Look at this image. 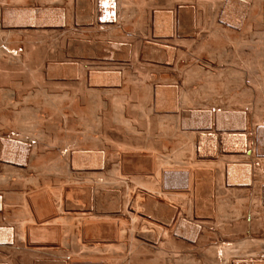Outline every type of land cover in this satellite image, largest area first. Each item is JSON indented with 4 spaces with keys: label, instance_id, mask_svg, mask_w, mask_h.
I'll return each instance as SVG.
<instances>
[{
    "label": "rangeland",
    "instance_id": "1",
    "mask_svg": "<svg viewBox=\"0 0 264 264\" xmlns=\"http://www.w3.org/2000/svg\"><path fill=\"white\" fill-rule=\"evenodd\" d=\"M37 1H34L33 3H35L36 5H38L40 0L38 2ZM41 1H42L41 2L42 3V6L45 5L44 7H46V8L49 7V6H51L49 8H52V9L54 8L56 10L59 8L58 10L63 11V13H65L66 16L68 15V17H70V21L73 20L72 21V24H71V27H72L71 29L66 28L65 30H63L65 32L62 31V32L56 33V34L61 33V35L60 34L59 35L62 36V37H59V35L53 34V35H51L52 36V39L50 37L45 38V40L47 42H50V43L52 41H56L57 39H59V40L56 41L58 43H55V42L54 43L55 44H59L60 42L62 43V44L60 43L59 45H62L63 52H64V54H66V56H63V57L64 58L66 57L65 59L68 60V61H70V63H65L66 66L65 65H63V67L60 66L59 67L60 70L59 69H57V71L55 70V72H58V73L60 72L59 74L57 73L58 76H57V74L54 71L49 70V71L53 72V73L50 72V74H52L50 77H49V71H46V73L43 74L44 76L41 75V77H40V75H37L38 73L36 71L35 72L37 74H35V72H32V73L31 72H27L24 69H20V68H19V70H15L13 67L17 68V66L15 64H13L12 61L10 62V59L8 58L11 55L8 56V53H6L8 57L7 56H6L7 58L4 57L3 53L6 52L4 50V52L1 54V56L3 58L0 56L1 57L0 59H3L4 61L6 60V61H5V64H2V63H4V61L3 60H0V62L2 61L0 63V65H1L0 67L7 66L8 68L7 67H5L3 69L1 68L0 69V76H1V73L2 72L7 71V72H4L5 74L2 73V76L4 75L3 76L4 78L6 76H8V77H6L5 79H3V77L1 76V79H0V86H1L0 87V89H1V91H0V95H1L0 101H1V103H4V104H1V103L0 104H1V107H3L2 105L7 104V107L4 106L7 109V111H6V109L2 108L3 112H1L2 110L0 108V127H1L0 130L2 131V134L1 135H6V133L9 130V132H11L9 134H11L12 137L18 138V135H20V136L22 135L21 133L18 134L19 131H20V130H18V125H20V124L17 123L19 119L21 121V118H23V117L26 118V119H23L21 121V122H23V124L26 123L25 124L26 126H27V124H30V125L31 124H35V120L37 121V119L38 120L41 119L40 121H37V122L39 124L42 121L41 123H43V125L41 123L39 125L36 123V126L38 128L36 126H35L36 128H33L34 125L33 126L32 125L31 126L29 125L28 127L32 128L34 130L36 129L35 130V133H34L33 130H31V134L32 135H33V133L35 134L34 137L36 135H43V136L45 135L44 138L42 136H39V137L43 138L44 140L43 139L41 140L40 138H37V136H36V138H34V140L35 139H37V140H35V141L33 140L34 142L33 141L32 142H33V145H34V143H36L35 145L41 144L40 146L42 148H38L39 147L38 145H37V147L35 146V148L38 151V154L43 153L44 155L42 154L43 155L42 157H45V155H46L45 160L43 161L44 158L42 159V163L45 164V166H46L45 168L43 167V170L44 169L46 170V168H47L48 165L50 167L48 166V170H47L48 172L47 171H44L45 174L41 170L42 168H40L41 172H39V169H38V171H36V173L33 172V174H32V171L37 170V168L36 169H31V170H29V172L27 171V172H24V173L23 172L13 173L15 171H11V169H9V168H4V167H1L0 166L2 168V169L0 168V177H2L1 179H3L5 177L4 179H6L5 181H7V182H2V181H4V179L2 181H0V185H1V183H5V184H2L0 186V191H2V190L7 191L8 190V193L10 195H21L22 194V196H23V194L26 192V191H24L25 189H27V192L28 191H30V192L31 191L32 192L33 191L36 192V191H41V189H42L41 186L44 187L46 185H47V188H48V185H49V189H50L51 192H52L51 189H53V188L56 189V190H53V193L52 194L54 196H60V198H62L63 205H64V207H66L65 209L63 208V212L65 213L66 216H68V218H70V219L67 220V222H66V220H62V221L60 220L61 225L63 223H65V225L67 227H68V225H70V228H66V229H68L67 232H66V239H65L64 243H62V245H65V247H66V245H68V246H67V248H65L64 246L61 245L60 248L61 247L62 248L61 249L58 248L59 252L57 254L59 256L56 255L57 257L55 256V254H53L51 252V253H49V255H44V254L41 253L40 255H42V256L44 255V256L41 257L39 255L40 258L37 257L38 255L37 256L35 255L36 257H34V255L24 254L21 251H18L17 253L16 252H12V251H14V249L10 250L12 252V254H11V252L9 250L0 248V264H7V262H8V264H10V263L11 264H30L29 263L30 260L32 262L31 264H42V262L44 264L45 263L46 264H48V263L49 264H58L57 262H60V259H62V260L64 259V260H67V261H70V262H74V260L75 261L78 260L77 262H79V264H80V262L81 263L88 262L89 264H93L94 262H95L94 264H97L98 262L99 263L100 262H107V264L108 263L110 264V262H108L107 260L111 261V264H117V263H119V264H147L148 262L150 264H162V263L163 264H174L173 262H175V264H178L179 263V259H177V258L184 259V256L179 257V256H181V254L179 253V251L178 250L175 251V249H172V247H170L172 251L169 250L170 248L168 250L166 248V250L164 251L167 255L169 254L168 256L167 255H165V257L162 256L163 258L162 257L159 258V257L156 256L157 259H156L155 255H154V253H150L149 252V249L148 248L146 249L147 251L145 250V253L144 252L143 253L141 252V251H144V246L141 245V243H142L141 240H142L143 237L137 234V230L139 228L138 221L137 220H134V218L131 216V215H133L132 214V211H128L127 212V209L130 210L132 208V206L133 207L135 206L134 204L136 203V201L133 198L136 199L137 196H135L134 193L136 194L137 191H141V192H143V191L144 192L150 191V192H152V190H154V188H156L155 186H157V188L159 189V183H158L159 177H156V175H155V173H157V172H155V170L157 171L156 166L158 164H162V162H163V163H165V165H168V166H166V168H164L165 170H167V168L170 166L169 167L170 169H171V167H172V169H174V168H181L180 171L187 170L190 173L193 172V170H194L195 172H201L202 174L205 175L206 173H210V174H214L215 173L216 174L217 172H225L224 169H226L227 165L230 162L234 161V162H236L235 164H237L238 166H240V165H241V167L242 166H247V167L249 166L252 169V172L253 173L255 172L254 174L253 173L252 174L257 179L260 177V184L259 183L257 184L255 194H254V192H252V194H254V196H256V197H258V195H259V197H263L264 196V182H262V175L264 173V154H262L260 151L255 150V152L252 154V157H248V156L239 157L238 155H236V151H234V150L232 151L230 149H223L220 146L221 143L219 142V140H213L210 137H205V136L211 135L213 133H216L214 131L215 130L214 128H212L211 131L209 130V131L202 132V134H198V135H201V137L196 142V146H194V145H192V142H190V140L188 138H185L184 137V135L180 132V128H178V126H180V124H181V120H183L185 118H186L185 119L186 120L185 122L188 124L191 121V118L193 117V113H194V115H196V113L199 114V115H203V114H205L206 111H208L209 109L211 110L213 107H217L218 111H224V110H226L227 109V103H232L235 100V97H234L233 94L234 93L236 94V92H234V90H230L227 93V91L225 92V91H223L222 88H219V89H216V90L211 91V93H207L206 95H200V94H198V95H196V99H193V100H196V101L191 100L193 98V96L190 99V95L188 93H184V96L186 98V101L189 100L188 103H185V105L183 104L184 107L183 106L181 107V105H180L179 106V108L181 107L180 109H177L176 112L170 113V112H165L161 108H160V110L159 109L158 110H155L154 105H153V102H152L153 100L150 99V97L146 94V90L144 88V86L148 85L149 83H150V85L153 84V85H157V86H159V84H166V83L172 84L173 83L174 86H177L178 87L177 89H180L179 88V85L180 84H178L177 78H179L180 75H181L180 77H184V75H186V74L187 75H190L189 71H187L188 69H187V67H186L185 64L188 62V57H191V55H193L195 53V50H196V53H195L196 56L197 57L200 56L201 60L203 61V62H201V61L200 62H197L198 67H200V69H202L203 71L206 70L205 69V66H204V62H207V61H209L210 64H212L214 66L217 64V62H219L220 60H224V59L225 60L226 59H231L234 62L236 61L235 55H231L230 54L233 49L230 52H227V54L229 55V58L225 57L224 54L220 53V51L221 50L223 51V49H226V48H229L230 49V47H229L230 44H227V42L224 39H222V40L219 39V38H210L209 39L210 32L207 33L208 30L210 31V29H211V25H210L209 19H208V17L210 18V15L208 16V14L214 13V10H216L215 5L218 4V2L220 0H206L208 2H206L205 0H203V1L200 0L199 1V3L200 2L201 3L203 2L202 4H204L205 2L211 4V8H209V9L207 8V10H206L207 17H204V15H203V13H204L203 12V9L202 10L198 9V10H200V14L202 12L203 13L199 16L198 24H196V27L198 26L197 27V30L201 27L198 30L199 32H201L199 34V36H198L199 39H201L202 41H205V42H208V40L210 41V42H208L209 44L207 43V44L204 45V46L207 45V47L198 46L197 43L195 44L190 39L187 40V41L186 40L179 41V39H177L175 41V37H174V39L172 41H171V39L170 40H163L162 41L160 39L154 38L153 31H149L152 28V26L150 27V25L152 23V18H153L152 15H151L152 16V18H151L150 14L154 12L152 9L157 8V9H160V10L163 9L165 11L164 8H166L167 6H169V4L170 5L173 4L171 0L170 1L169 0H133L132 3H134V5H136L138 3L137 4V6H139L138 9H141V10L135 11V13L132 14L134 16L131 15L130 17L128 15L124 16L125 13L123 12V10L125 9V7L127 6V5L125 6L123 4H125L127 2V0L124 3H122L123 0L122 1L121 0H118L117 1V2H119L118 3V6L116 4L117 2L116 3L114 2L115 0H109V1L102 0L104 2L103 4L105 6L102 4V1L98 0L99 3L101 2L100 5H103V7H104L103 9L100 8L102 6L98 5L99 4L98 1L95 2L96 0H88V4H86L87 1L85 2V0H84V2H83V0H82V2H81V0H58V1L57 0H44V1L41 0ZM67 1H69L70 3L71 2H73V3L68 4L69 2H67ZM106 1L107 2H110L111 1V3L112 2L113 3L112 4L111 3H107ZM165 1L168 3L166 6H164L165 3H166ZM10 2L11 3L13 2V3L11 4ZM50 2L52 3V5H51ZM94 2L96 4H94ZM105 2H106V4H105ZM16 3H18V2H16L15 0H11V1H9V0H0V5H1L0 8H2V9H0V12L2 13V10H3L4 7L6 9L8 7H10L9 5H11L12 9H15L16 7L17 8L22 7L20 5V3H23V2H19L18 4H16ZM78 3L79 4L81 3L82 6H80L81 4L79 5ZM83 3H85V4H83ZM194 3H196V0L192 4H194ZM2 4L4 6H2ZM108 4L110 5L109 6V9H110V12L111 13L109 11H106V9L108 10V8L106 6ZM119 4L120 5H123L124 9L123 8L121 9L120 8L121 6ZM15 5H16V7H15ZM46 5H49V6H46ZM87 5L90 6L89 8H91V5H93V6L89 10V8H88ZM78 6H80V7H78ZM142 6L145 7L147 10H149V12L147 10H145V8L144 9L141 8ZM153 6H155V7L152 8ZM68 7H69V9H68ZM97 7L100 8L99 11H98V8ZM105 7H106V9H105ZM10 8H8V9H10ZM94 8H96L97 10L94 9ZM92 9L94 11H96L97 14L92 15L91 14V10ZM166 9H169V8H166ZM102 10H104L103 12H105V13H103V12L101 13ZM94 11H93V14L95 13ZM125 12H126V10H125ZM136 12H137V14H136ZM66 13H68V14H66ZM87 13H88V16H87ZM99 13H100V15H101L102 18L100 16L97 17V15H99ZM108 13H110L112 15V17ZM147 13H150V14H147ZM102 14H103V16H102ZM108 15L110 16V18H109ZM119 15H122V16H119ZM137 15H139V17ZM89 16H91V18H89ZM95 16H96V19L97 18H100V19H98V21L96 23L99 22L101 24H97V25H101V26L102 25H105L103 27H105L106 29L104 28L103 31H97L98 28H95V27L92 26L93 23L96 24L95 23V20H96L95 19ZM136 17H138V19ZM0 18H1V15H0ZM76 18H77V20H76ZM139 18L141 20V23H140ZM80 19H81V21H80ZM112 19H115V20L113 21ZM137 20H139V21H137ZM206 20H207V22H206ZM87 21H88V23H87ZM115 21L117 22L116 24H115ZM138 22H139V25H138ZM83 23H85V24H83ZM134 23L138 27H136V26L133 27L135 25ZM90 24H91V26H90ZM111 25H112L113 28L111 27ZM108 27H110V28H108ZM139 27H141V29H143V30L145 28V30L142 31L141 29H139ZM206 27H207V29H206ZM76 28H79V29H76ZM116 29H118L119 31L116 30ZM122 29L125 30V31H127L128 29H131V30H129V32L128 31L125 32ZM133 29H134V31H136L135 33L132 32ZM120 31H121V33H120ZM144 32H145V34H144ZM180 32L179 31L177 32L176 37L177 36L178 37H181L182 36V33H180ZM125 33L131 34V35L133 34L130 37V39L132 41H130V39H128L127 37H125ZM90 34H92V35H90ZM119 34H120V36H119ZM55 35H56V37H55ZM70 35H72V36H70ZM86 35H88V36H86ZM96 35H97V37H95ZM134 35H137V37L134 36ZM138 36L141 37V38H138ZM12 37L13 36H11L10 39ZM6 38H8V40H9V37L8 36ZM6 38L4 39V36L0 35V42H2L1 40L4 41V42L1 43L3 45L0 46V47H2V50L4 49L3 46L5 45L6 42L9 43L11 40H13V38H12L10 41H7ZM121 38H123V39H121ZM133 38L136 39V40H134ZM126 39L128 40V42H126L127 41ZM144 39H146V40H144ZM139 40H142L141 43H140ZM119 41H121V42H119ZM133 41H135V42L136 41H139V42H136L135 43ZM157 41L158 42L160 41V42L158 43ZM142 42L143 43L145 42V44L142 45ZM8 43H7V45L5 47L11 48V45L10 44L11 43H15V42L14 41L13 42L11 41L10 44H8ZM132 43H134V44H132ZM138 43H140V44H138ZM15 44H13L12 47L15 46L14 48H17L18 47V44H16V45ZM52 44H53V42H52ZM128 44H130V45L128 46ZM111 45H112V47H111ZM120 45H122V46H120ZM125 45L128 47V50L126 49L127 47ZM20 46H21V44H20ZM115 47L117 48V51H114V50H116ZM196 48H198V49H196ZM124 50H127L129 53H127ZM218 53L220 54V57H219ZM101 55H105L104 57H108L109 59L110 58L112 59V62H108V67H109V69L111 71L108 69V67H106V68L108 69V73H111V74L113 73V75H112L113 78L118 77V82L117 81L115 83L109 82L110 85H108V86H103L102 85L103 88H101L102 86H100L99 88H95V90L98 91V92H95V91L92 92V93H95L93 95L91 92H88V90L86 91V87L84 85V82H82V79L81 78L78 79V78H74L73 76L78 73V72H76L77 69L79 70V73L78 74H80V72H82L81 70H83V68H82V65L83 64L86 65V66L93 65V67L95 66L94 68H96V70L101 69V68L103 69V67L97 66V65L102 64L99 61L100 59L103 58V56L101 57ZM114 57H115V59H114ZM248 57L247 58L245 57V59L248 60L250 57L253 58V56H250L249 58ZM258 58L261 59L260 57H258ZM7 60H9V61H7ZM246 60L243 59L242 61L245 62ZM262 60H263V58H262ZM251 61H253V59ZM9 62H10V64H9ZM174 62H175V64H174ZM238 62H236V63L239 64ZM6 63H8V64H6ZM249 63H252V62H248V64ZM254 63L257 64V67H260L263 70L262 69L260 70V68H257V67H253V66H251V67H253V69L255 68L257 70L259 69V71H261L260 73H262V71H264V66H262V65H264L263 64L264 61H263V63H261V60H258L256 58L255 61H254ZM258 63H260V64H258ZM256 64H254V66H256ZM164 65L170 66L171 69L168 70L169 67L164 66ZM177 66H179V67H177ZM97 67H98V69H97ZM113 67H115V68H113ZM12 68L14 69V71L11 70ZM106 68H104V69H106ZM158 68H160V69H158ZM175 68H177V69L182 68V70L185 69L184 70L185 72L183 71L184 74L181 73L182 72L181 69L178 70V72L179 71H181V72H179V73L177 72L178 74L175 73L177 71V69H175ZM2 70H4V71H2ZM171 70L174 71V72H171ZM64 71H65V73H64ZM186 71H187V73H186ZM199 72H197V75L198 76H201L204 73L202 71H199ZM27 73H30V74H27ZM54 73L56 74L55 76H54ZM165 73H167V74H165ZM174 73L176 75H174ZM263 74H264V72H263ZM27 75L28 76L30 75V76L28 77ZM71 76H72V78H71ZM12 77H13V79L11 80ZM54 77L57 80H55ZM62 77H65V78H62ZM165 77H166V79H165ZM168 77H170V78L167 81V78ZM39 78H41V79H39ZM42 79H44V80H42ZM37 80L38 81L41 80V82L42 83H45V84H41V82L38 83ZM49 80H50V82H49ZM71 80L72 81L74 80V81L72 82ZM164 80H166L167 82L164 81ZM110 81H112V80H110ZM1 82L5 83V86H4L3 83L1 84ZM159 82H161V83H159ZM10 83L13 84V85H11ZM25 83L28 84V85H30V87L26 86ZM35 83L36 84L38 83V84L35 85ZM6 84L8 85V87L6 86ZM17 84L21 85L22 87H24V84H25V87L22 88V89H20L21 92L17 89L19 87V85H17ZM40 84L43 85V86H41ZM111 84L113 85L112 87H111ZM143 84H144V86H143ZM14 85L17 88L15 87V89H14L13 88ZM52 85L53 86L56 85L55 87H57V88L53 87ZM26 87L29 88V89H27L28 90L27 92H25L26 91ZM104 87H105V89L108 92H106V90L104 89ZM36 88L37 89L40 88L39 90L41 92L39 90H37V93H39V95L41 94L40 96H44L46 94L45 97L42 98V97L38 96L37 93L34 94V92L30 91V90H35ZM44 88H46V91H45ZM101 89H103L104 91L101 90ZM99 90L102 91V92H100ZM88 93H90V94H88ZM76 94H78V95H76ZM262 94H264V92L262 93V91H261V94H259V95L263 96ZM36 95L38 96V98L36 97ZM50 95H53L52 97H54L55 100L52 99V97H50ZM95 95L98 96V98H96ZM104 95H106V96H104ZM31 96H34L37 100L35 101V98L34 97H31ZM55 96H56V98H55ZM61 96H63V98ZM86 96H87V98H86ZM89 96H91V97H89ZM255 96L256 95L252 96V99H251L252 101H254V99L256 100ZM25 97H26V99H25ZM59 97H60V99H59ZM76 98H78V99H76ZM213 98L216 101L213 100ZM262 98H264V96ZM40 99H41V101H40ZM46 99H48V101ZM68 99H69L70 102L68 101ZM71 99H72V101H71ZM90 99H92V101ZM96 99H98V101H96ZM17 100L20 103H18ZM32 100L35 101V102H33ZM38 100H39L40 103L41 102L42 103L40 104L38 102ZM42 100H44V101H42ZM49 100H51V103H49L50 102ZM53 100H54V102L52 103ZM56 100L57 101L59 100L60 103L57 102ZM60 100H62V101H60ZM64 100H66V102ZM87 100L89 101V103H87L88 102ZM262 100L263 101L261 102V104L263 105L264 99H262ZM14 101H15V103H13ZM55 101L57 102V104L55 103ZM94 101L96 102V107H95V102ZM247 101H248V99H247ZM7 102L10 105H8ZM16 102L19 104V106L14 105V104H17ZM36 102H38L37 104L40 105L38 107L39 111H38L37 108L34 107L35 106L34 104ZM44 102L47 105L48 104L49 105L47 106ZM32 103H33V105H32ZM77 103H78V106H77ZM258 103L259 104H257V105H260V102H258ZM89 104H91V106H93L94 108L91 107V106H89ZM245 105H247V104H245ZM24 106H26V109H25ZM32 106L34 107V110H33ZM42 106H43V108H42ZM21 107L24 108V109H22ZM30 107H31V109H30ZM9 108L12 111H10ZM96 108H98V110ZM19 109L20 110L21 109L23 110V112H21V114H20V110ZM48 110H51L52 112H50ZM82 111H83V113H82ZM98 111L100 112V114H99ZM102 111H104V112H102ZM44 112H45V114H44ZM85 112H86V114H85ZM87 112H89V113H87ZM15 113L16 114H19L21 116L18 115V118H16L17 115ZM23 113H24V115H23ZM46 113H48V114H46ZM81 113H82V115H81ZM90 114L93 115V116L95 115L94 116L95 119L92 118L93 116H90ZM22 115H23V117H22ZM27 115H29V117ZM46 116H47L48 119L46 118ZM5 117H8V118L5 120ZM183 117H185V118H183ZM29 118H30V120L32 118L35 119V120L32 119V121H30ZM168 118H170V119H168ZM12 119H13L14 122H15V120L18 119L17 122H16L18 125L15 123L17 125V128L14 127V125H15L14 122H11ZM79 120H81L82 122L79 121ZM254 120H256V119H254ZM2 121L5 124H3ZM29 121L32 122V123H28ZM77 123H78V125H77ZM7 124H8V128L9 129L7 128ZM12 124H14V125H12ZM102 124H103V126H102ZM171 125H173L174 127H177V128H174ZM3 126L7 129V131H5V134H4V129L5 128ZM205 127L206 126L200 127L199 129L200 130H207V128H205ZM15 128L18 130L16 133H14L15 132V130H14ZM39 128H41V129H39ZM10 129H11V131H10ZM170 129H172V131ZM250 129H251L250 124L248 126H245V133H244L245 138L248 137L247 134L250 131ZM12 130H13V132H12ZM41 130H42V132H41ZM58 130H59L60 133H58ZM175 130H177V131H175ZM37 131L40 132V133H43V134H40V133L38 134ZM45 131L46 132L49 131V132L46 134ZM173 131H175V132L173 133ZM67 132H69V133H67ZM190 132H192V130L186 131L185 134H188ZM193 133H196V132H193ZM207 133H211V134H207ZM13 134H14V136H13ZM178 134H180V135L178 136ZM46 135H48V136H46ZM20 138H24L23 135ZM54 138H56L58 140H56ZM24 139H26L27 141H31V140H29L30 139L29 136L26 137V135H25V138ZM227 139H228V141H231L233 143V138H227ZM38 140H39V143H37ZM41 141H42V143L44 145L41 143ZM32 142H29V144H32ZM94 145H96V146H94ZM93 146L96 149L95 148L92 149ZM53 147H54V149H53ZM78 148H81L82 151L84 149V151H91V152L93 151L94 153H97V154H100L101 153L102 156H103V158H104V166L101 169L94 168L95 170L93 169L92 170L93 172L91 170H88V169H86V170H88V172L85 169H82V170H79V171H71L69 169V163L68 162L71 161V159H72L71 156H73V154H76V153H78V152L81 151V149L79 151ZM39 149H41L42 152ZM114 150L116 152H119V154H117ZM56 152L59 153V154H57ZM157 152H158V154H157ZM68 154H69V156H68ZM65 156H66V158H65ZM42 157H41V155L38 156L39 159L42 158ZM48 158H50V159H48ZM123 158H124V160H123ZM17 159H19V158H17ZM62 159H64V160H62ZM3 160H5L6 162L11 163V164L13 162L18 163V164H21L18 161H10V160H7L5 158ZM49 160L52 162V164L50 163ZM60 161H62V162H60ZM160 161H161V163H160ZM39 162H40V166L39 167H41V165H42L41 164V161L39 160ZM45 162H47L48 164H46ZM56 163H58V164L60 163L61 164V165L59 164L61 166V168L59 167L58 164H57L58 166H56V167H58V169H57L58 171H56V168L55 169L53 168V167H55ZM62 163L64 164V167H63V164ZM37 164H39V163L37 162ZM65 164L67 166H65ZM106 164H108V165L105 167ZM51 165H54V166H51ZM51 167L54 170V172L51 169ZM65 167H66V169H64ZM159 167H161V168H159L160 170H158V173L163 171L162 169L164 167V164L162 166L160 165ZM49 168H50V170H49ZM104 168H105V170H104ZM154 168H156V169H154ZM67 170H69L70 172L67 171ZM3 171H8V173L6 172L8 176ZM57 172H59V173H57ZM70 173H71V175H70ZM92 174H93V176H92ZM86 176L88 178H92V179H88ZM84 177H86V179ZM42 179L45 181V184H44V181ZM68 181H70V182H68ZM90 181H91V183H90ZM95 181L98 182V183H96ZM32 182H35V183H32ZM71 183H73L74 185L71 184ZM79 183L80 184L82 183V184L80 185ZM77 186H79V187H77ZM93 186H95V187H93ZM5 187H6V189H5ZM35 187H37V190H36ZM80 187L83 188V189H81L82 191L79 190ZM47 188H43V190L44 189H47ZM71 188H74V189H71ZM85 188H87V190H84ZM61 189H62V191H61ZM88 189H93V195L94 196L97 195V197H96V204L94 203V205H92L91 209L93 208V213L92 212L91 213L94 214V215H96L97 217L98 216L100 217L101 215H103L104 217H106V215H107V217H106V220L108 221L107 223H109L111 221L110 223H111V225L113 227L109 223L108 225L111 227V230H109L110 227L108 225H105V227L106 226L108 227V228L106 227V229L109 232H107V230H105V227H104L101 230L100 234H98L100 236L96 235V238H98L100 241L99 240L97 241V239L94 240V238H95L94 237L92 240H89L87 242L85 241L86 242L85 243V242H83L84 240H81L80 235L77 234L78 232H74V231L75 230L76 231L81 230V228H80L81 227L80 226L81 224L80 223H82L83 221H82V217H81L80 214H85V215H86V213L89 214V212H87L88 210H86V209H89V208H86V205L89 204V200H87L88 198H85V196L86 197H90L92 195V192H91V190H88ZM70 190L72 191L71 193H69ZM83 191L84 192L86 191L85 192L86 195L83 194ZM175 191L177 192L179 190H175ZM12 192H15V193H12ZM54 192H55V194H54ZM97 192H99V196H98V193ZM104 192H105V194L107 193L106 194L107 197L105 196ZM226 192L224 191V194L221 197H225L224 198V201L227 202L226 205L229 204L232 207H234L236 205L237 206L239 205V204L234 203V199L236 200L237 195H238V198L239 199L242 198L241 201H243L244 199H247L248 198L246 192H240V191L239 192L238 191H226ZM66 193H68L70 195H68ZM73 193H74V195H73ZM226 195H227V197H226ZM245 195H246L247 198H245ZM71 196H73V197H71ZM103 196H105V197H103ZM83 198H85V199H83ZM177 199L179 201H183L184 203H187V199H185V198H182V199L177 198ZM104 200H106V201H104ZM222 200H223V198H222ZM99 201H101V202H99ZM188 201H189V199H188ZM224 201H222V202L224 203ZM17 202L21 203L20 201H17ZM196 202L197 203H201L199 199H197ZM247 202H248V200L247 201L245 200V201L241 202V204L238 206V208H240V206L243 204L242 205L243 206L242 209L241 208H240L241 210L238 209L243 214L240 213L241 214V215L239 214L240 215V218H239V215H238V218L239 219L237 218L238 220L235 221V225L237 223H239L240 221H242L243 223L240 222L239 225H241V226H239V227H242L243 226L244 230H242L243 228H238L237 227L238 225H236L235 226L236 229L238 228V229H241V230L240 231L239 230H236L235 227H234V232L235 233L233 231H230V234H229V232L227 234L228 235H231V232H232V235L233 236H229L230 237L229 239H231V237H234L235 238V239L232 240L233 241V244H234V241L236 242L237 238L240 239V240L243 239V238H248V240H246V243L244 241L245 239L243 240L244 241L243 243L244 244H248V243L250 244V242H251L252 245L255 246V247H253L251 244H250L251 246H248L249 244L248 245H244V244H242L240 242V240H237V243H235V244H237L238 247L235 248L236 245L235 244H234L235 246L233 245V248L235 250H233V248H232V250H233L232 255L238 253L237 255H235V258L238 257L237 259L247 260V259L250 258V260H251V259H254V258L255 259L256 258H259V259H262L263 262H264V257H263V255H264V241H263L264 240V238H263L264 237V228H262L264 226V200L262 198V202H261L262 203V205H261L262 206V209H261V212H255L254 211V214H256V213H259V214H258V218L253 217L254 218L253 220H256L257 219L256 222H258V220H259L260 223L258 222L256 224V222L252 220L254 224L251 223V226L249 227V228L252 229V230L249 229L250 232L252 233L250 236L246 235V233L244 232L246 230L245 229L246 227H244V226H246L245 225L246 223L244 224V222H245L244 221V218H241L242 215L245 217V212L247 210H244V209H246L245 207L247 205ZM105 203H108V204H105ZM114 203H119L120 208L123 209L122 212L125 211V209H126V213H129L130 214V217L128 215H126L127 216L126 218L125 217H122V218H119L117 220H115L114 218H112V215H110L108 217V214H111L110 213L111 212L110 208H112V207L115 206ZM253 203L256 204V200H254ZM21 204H18L17 203L18 206L15 204V205H11V207L9 206V208H8V206L7 207L5 206L6 209L9 211V213L4 208V211L1 213L2 216L0 215V218H2V219H0L1 220L0 221L1 223L0 224L2 225V223H3V226H5V227L6 226H9V227L15 229L16 226H14L15 224L13 222H16L17 220H15V219H18V218H16V217H15V219L11 218V217H14V215H12L13 212L11 213L10 212V209L12 207H14V208H16L15 210L18 213L17 210H19L21 208V206L23 207V205H21ZM234 204H236V205H234ZM106 205H108V207ZM226 205H225L224 208L228 212L229 211L228 208L230 206L228 205V208H226L227 207ZM18 207H19V209H18ZM68 207H69V213H67ZM98 207H100V209ZM106 207H107V209H106ZM232 207L230 208L231 210H232ZM14 208H13V210H14ZM103 209H104V211H103ZM255 209L256 208H254V209L252 208V210H255ZM65 210H67V211H65ZM99 210L102 212L101 215L99 214V212H100ZM5 211L7 212V215L10 214L9 217L8 216H3V215H6V214H4ZM19 211H21V210H19ZM71 211H72V213H71ZM74 211L78 212V214L80 216L76 215L77 213L75 214ZM257 211H258V209H257ZM16 212H14V213H16ZM21 212H19L20 215H22ZM186 212H187V209L184 212H182V213H184L183 216H185V218H190L191 217L193 220L200 221L202 223V225H204V223L206 224L208 222L211 223L212 226L215 225V224H213L214 219L213 218L209 219L207 216H204L202 214V210L194 211L197 214L196 216L193 215L192 213H188L187 214ZM182 213L180 214V212L178 211L177 216L178 215L181 216ZM200 213L202 215H199ZM61 214H62V209H61ZM187 215H188V217H187ZM189 215H191V216H189ZM103 216H101V217H103ZM4 217L7 218L8 220L5 219ZM18 217H19V215H18ZM63 217H61V219ZM71 218H72L73 221H71ZM77 218L78 219L79 218L81 219V220H79L80 222L78 220H76ZM179 218H181V217H179ZM2 220H4V221H2ZM130 220H132V221H130ZM6 221L8 222L7 224H6ZM11 221H13L12 222V225L10 224ZM68 221L70 222V224H69ZM75 221L79 222V224H80L79 226L80 227L77 225V222H75ZM72 222H74V223H72ZM4 224H6V225H4ZM16 224H18V223H16ZM255 224L257 226H259V229H258V227ZM75 225H77L78 227L76 228ZM121 225H123V226H121ZM131 225H132V229H131ZM252 226H253V228L254 227H256V228L253 229ZM74 227H75V229H73ZM121 227H123V228H121ZM69 229H72L74 231L73 232H72V230L69 231ZM116 229H117V231L118 230L120 231L121 229H123V231L121 230L122 232L121 233L119 232V234H122V233H123L122 235L125 234V237H123L124 240H123V238L120 239L122 241L119 240L120 243H119L118 239L121 238L122 235H119L120 236L119 237L118 236V232L116 231ZM255 229H257V230H255ZM235 230L238 231V232H236ZM253 230H254V232H253ZM68 231H69V233H72L73 235L72 234L67 235L68 234ZM102 231H106V232L104 233ZM110 231L113 232V233L111 234ZM79 233H80V231H79ZM107 233H110V235L107 234ZM105 234L108 235V237L105 236ZM114 234H115V236H114ZM75 235H79V236H75ZM197 235H198L197 238H200L201 235H204L203 227L197 231ZM73 236L77 237L76 240L73 239V238H75ZM111 236H112V239H114V240L110 239ZM127 236L130 237L129 238L130 240L128 239ZM107 238H108V240H107ZM253 238L254 239L256 238V242H255V240ZM257 238L258 239L260 238L261 241L260 240H257ZM102 239H105V240H102ZM77 240H79V241L76 242ZM127 240H128V242H126ZM93 241H94L95 244L93 243ZM96 241L99 244V248L97 247L98 244L96 243ZM102 241H103V243H102ZM107 241H109V242H107ZM258 241H260V242H258ZM99 242H101V243H99ZM105 242H106L107 246L109 244V246H108L109 248L108 247H106V248H107V250L110 249L108 251H110L109 253L111 254V257H110V255H108L109 254L108 251H106V249H103V248H105L104 246H106V244L104 245ZM110 242L112 244L114 243V245H112ZM254 242L255 243L258 242V245L257 244H254ZM69 243L71 244V246H70ZM79 243H80V245H79ZM89 243L91 244V248H90V244ZM117 243L120 244V247H119V244H117ZM238 243L239 244H242V245L239 246ZM92 244H94L96 247L94 245H92ZM128 244L129 245L131 244V245L129 246ZM259 244H260V246H259ZM77 245H79V247H81V249ZM84 245H86L85 248H83ZM102 245H103V247H102ZM127 245L129 246L128 249H127V247H128ZM68 247H69V249H68ZM239 247H240L241 250L238 249ZM247 247H249V248H247ZM64 248L67 251L66 250L64 251ZM124 248H125L126 251L127 250L128 251L126 252L124 250ZM79 249L82 250V252H79ZM92 249H94V250H92ZM95 249H99V250H97V252H96ZM68 250H70V251H68ZM61 251H62V253L64 252V254H61L60 253ZM88 251L89 252L92 251V252L88 253ZM93 251H95V252H93ZM235 251H236V253H235ZM75 252H76V255H75ZM77 252H79L80 254L77 253ZM135 253L137 254V256L139 254L142 257H140V256L136 257V254ZM50 254L51 255L53 254V255L51 256ZM228 254H230V252ZM243 254H245V255H243ZM46 256H48L50 258H48ZM53 256H54V258H53ZM88 256H90V257L88 258ZM112 256H114V257H112ZM151 256L154 257V262H156V260H157L158 263L157 262L156 263H153V261L151 262V260L153 259V257H151ZM85 257H87L86 258L87 261H86ZM116 257H118V258L121 257L122 260H121V258L118 259ZM124 257H126V258H124ZM127 257H129L128 260H127ZM45 258H47V259H45ZM74 258H77V260L74 259ZM79 258H81V260ZM232 258H234V256H232ZM95 259H97V260H95ZM125 259H126V261H123ZM44 261H46V262H44ZM3 262H5V263H3Z\"/></svg>",
    "mask_w": 264,
    "mask_h": 264
},
{
    "label": "bare ground",
    "instance_id": "2",
    "mask_svg": "<svg viewBox=\"0 0 264 264\" xmlns=\"http://www.w3.org/2000/svg\"><path fill=\"white\" fill-rule=\"evenodd\" d=\"M11 1V0H9ZM16 2H23V3H20V5L22 7H19L17 8L16 5H15V9H12L11 5H9L10 9H5L3 8L2 10V13L0 14L1 15V18H0V35L4 36V39L8 36L9 37V40L8 38H6L7 41H10L12 38L13 40H11L12 42L14 41L16 44H18V47L17 48H14L12 47L13 44L15 43H11L10 42H6L5 45L3 46L4 49L2 50V47H0V56L1 54L4 52V50L6 51L5 53H3L4 57L7 56L6 53H8V56L11 55L10 57H8L10 59V62L12 61L13 64H15L17 66V68L13 67L15 70H19L20 69H24L25 71L27 72H35V74L37 75H41L44 76L43 74L46 73V71H54L55 70L57 71V69H59L60 66L63 67V65H65V63H70V61L66 60L63 56H66V54H64L63 52V47L62 45H59V44H55V43H58L56 41H52L50 42H47L45 40V38L47 37H50L52 39V36L53 34H56L58 32H62L63 30H65L66 28L68 29H71V24H72V21H70V17H68V15L66 16L65 13H63V11H60V10H56V9H52V8H49L51 6L49 5H46V6H49V7H44L42 6V1L38 0L39 1V4L36 5L35 3H33L34 1H37V0H15ZM37 1V2H38ZM44 1V0H43ZM58 1V0H57ZM87 1V2H86ZM98 0H96L95 2H97ZM102 1V0H100ZM109 1V0H107ZM106 1V2H107ZM118 0H115L114 2L116 3ZM122 1V0H121ZM133 0H126L122 1V3L126 2L125 4L123 5H127L124 9L123 5H120L119 7L123 10V12L125 13L124 16L128 15L129 17L135 13V11H139L141 9H138L139 6L134 5V3H132ZM170 1V0H169ZM172 1V5L169 4V6H167L166 8H169V9H165V11L162 9H152L153 13H147V14H150L151 18H152V23L150 25V27L152 26V30L150 29L149 31H153V36L154 38H157V39H160V40H170L171 41L174 39L175 37V41L177 39H179V41H182V40H191L193 41L195 44L197 43L198 46H204L205 44H207L208 42H210L208 40V42H205V41H202L201 39H199V34L201 32H199L198 30L201 28H199L197 30V27H196V24H198V19H199V16L203 13L204 17H207V14H206V10L207 8H211V4L209 3H206L208 1H206L204 4H202L201 2L199 3L200 0H196V3L192 4L195 0H171ZM203 1V0H202ZM8 2V1H7ZM14 2V1H13ZM12 2V3H13ZM56 2V1H55ZM61 2V1H60ZM69 2V1H67ZM82 2V0H81ZM84 2V0H83ZM86 4H88V0H85ZM94 2V4H96ZM105 2V4H106ZM139 2V1H138ZM166 2V1H165ZM211 2V1H210ZM11 3V2H10ZM11 3V4H12ZM16 3V4H18ZM44 3V2H43ZM48 3V2H47ZM51 3V2H50ZM57 3V2H56ZM55 3V4H56ZM73 3V2H71ZM70 2L68 4H71ZM99 3V1H98ZM97 3V4H98ZM101 3V2H100ZM100 3L98 5H100ZM104 2L102 1V4ZM107 3H111L110 2H107ZM113 3V2H112ZM111 3V4H112ZM118 3L117 2V6H118ZM15 4V3H14ZM23 4V5H22ZM59 4V3H58ZM62 4V3H61ZM79 4V3H78ZM81 4V3H80ZM79 4V5H80ZM85 4V3H83ZM90 4V3H89ZM168 3L166 2L164 6H166ZM7 5V4H6ZM52 5V3H51ZM54 5V4H53ZM104 5V4H103ZM103 5H100L102 7H100L101 9H103ZM140 5V4H139ZM162 5V4H161ZM1 6V5H0ZM2 6H4L2 4ZM82 6V4L80 5ZM78 6V7H80ZM88 6V5H87ZM93 5H91V8H92ZM105 6V5H104ZM108 10L106 9V11H109L110 12V9H109V4L106 5ZM151 6V5H150ZM90 6H88L89 8ZM116 7V6H115ZM155 6H153L152 8H154ZM196 7V8H195ZM89 8V10L91 9ZM98 8V7H97ZM100 8H98V11L100 10ZM117 8V7H116ZM127 8V9H126ZM141 8H145V7H141ZM163 8V7H162ZM215 8L216 10H214V13H210L208 14V16L210 15V18L208 17L209 19V23L211 25V29L210 31L208 30L207 33L210 32V35H209V39L210 38H219V39H224L227 44H230V49L229 48H226V49H223V51L221 50L220 53L224 54L225 57L229 58V55L227 54V52H230L232 49V52L230 53L231 55H235L236 57V61H232L231 59H224V60H220L219 62H217V64L214 66L212 64H210L209 61L207 62H204V66H205V69L206 70H202L200 69V67H198L197 65V62H203L199 57L196 56V50H195V55H191V57H188V62L185 64L186 67H187V71H189L190 75H184V77H180L181 73L184 74V70L181 69V72L179 75V78H177V81H178V84L179 85V88L180 89H177L178 87L177 86H174V84H169V83H166V84H159V86L157 85H150V83L146 86H144L145 90H146V94L150 97V99H152L153 101V105H154V108L155 110H160L163 109L165 112H176L177 109H180L183 104L185 105V103H188L189 100L186 101V98L184 96V93H188L190 95V99L191 97L193 96V99H196V95L200 94V95H206L207 93H211V91L213 90H216V89H219V88H222L223 91H227V93L230 91V90H234V92H236V94L234 93V97H235V100L232 102V103H227V109L224 110V111H218L217 107H213L211 110L209 109L208 111L205 112V114L203 115H199L196 113V115H194L193 113V117L191 118V121L187 124L185 121V119L181 120V124L180 126H178V128H180V132L184 135L185 138H188L190 140V142H192V145L196 146V142L200 139L201 135H198V134H202V132H205V131H211L212 128H214L215 132L216 133H207V134H211V135H208V136H205V137H210L212 138L213 140H219V142L221 143V147L223 149H230V150H234L236 151V155H238L239 157H244V156H248V157H252V154L255 152V150L257 151H260L262 154H264V103L263 105L261 104V102L263 101L262 98L264 96V94H262L263 96L259 95L261 94V91L262 93L264 92V74L262 71V73H260L261 71H259V69H253V67H257V64L254 63L255 59L257 58L258 60H261V63H263L264 61V0H220L218 2V4L215 5ZM2 9V8H0ZM69 9V7H68ZM96 9V8H94ZM151 9V8H150ZM203 9V12L200 14V10ZM66 10V9H65ZM72 10V9H71ZM88 10V9H87ZM97 10V9H96ZM126 10V12H125ZM145 10H147L145 8ZM212 10V9H211ZM70 11V10H69ZM93 9L91 10V14L92 15H95L97 14L96 11H94L95 13L93 14ZM104 10L101 11V13L103 12ZM121 11V10H120ZM149 12V10H147ZM151 11V10H150ZM89 12V11H88ZM69 13V12H68ZM66 13V14H68ZM105 13V12H103ZM111 13V12H110ZM108 13V14H110ZM120 13V12H119ZM141 13V12H140ZM139 13V14H140ZM107 14V13H106ZM123 14V13H122ZM137 14V12H136ZM135 14V15H136ZM71 15V14H70ZM69 15V16H70ZM90 15V14H89ZM91 15V16H92ZM105 15V14H104ZM111 15V14H110ZM143 15V14H142ZM87 16H88V13H87ZM86 16V17H87ZM91 16H89V18H91ZM101 17L100 13L99 15H97V17ZM103 16V14H102ZM109 16V15H108ZM119 16H122V15H119ZM134 16V15H132ZM139 17V15H137ZM145 16V15H144ZM149 16V17H150ZM112 17V15H111ZM138 17H136L138 19ZM102 18V17H101ZM110 18V16H109ZM114 18V17H113ZM121 18V17H120ZM144 18V17H143ZM86 19V18H85ZM95 19H96V16H95ZM94 19V20H95ZM98 19L100 18H97L95 20V23L98 21ZM77 20V18H76ZM87 20V19H86ZM85 20V21H86ZM113 21L115 19H112ZM111 20V21H112ZM140 20V18H139ZM137 20V21H139ZM81 21V19H80ZM150 21V20H149ZM77 22V21H76ZM79 22V21H78ZM146 22V21H145ZM207 22V20H206ZM88 23V21H87ZM113 23V22H112ZM117 22L115 21V24ZM140 23H141V20H140ZM80 24V23H79ZM85 24V23H83ZM97 24H101V23H96L94 24L93 23V27L95 28H98L97 31H103L105 27V25H97ZM114 24V25H115ZM135 24V23H134ZM121 25V24H120ZM138 25H139V22H138ZM143 25V24H142ZM145 25V24H144ZM89 26V25H88ZM91 26V24H90ZM136 24L133 26L135 27ZM147 26V25H146ZM80 27V26H79ZM112 27V25H111ZM122 27V26H121ZM138 27V26H136ZM143 27V26H142ZM110 28V27H108ZM113 28V27H112ZM147 28V27H146ZM76 29H79V28H76ZM94 29V28H93ZM106 29V28H105ZM124 29V28H123ZM122 29V30H123ZM136 29V28H135ZM139 29H141V27H139ZM207 29V27H206ZM82 30V29H81ZM85 30V29H84ZM113 30V29H112ZM118 30V29H116ZM129 30L131 29H128L127 31L129 32ZM142 31L144 30L141 29ZM77 31V30H76ZM83 31V30H82ZM90 31V30H89ZM119 31V30H118ZM125 31V30H123ZM125 31V32H127ZM180 32L182 33V36L181 37H176V34L177 32ZM65 32V31H63ZM87 32V31H86ZM133 33H135L136 31H132ZM89 33V32H88ZM101 33V32H100ZM121 33V31H120ZM150 33V32H149ZM61 35V33H59ZM59 34H56V35H59ZM63 34V33H62ZM76 34V33H75ZM142 34V33H141ZM145 34V32H144ZM204 34V33H203ZM55 35V37H56ZM59 37H62L60 36ZM92 35V34H90ZM94 35V34H93ZM133 35V34H132ZM131 34H127L125 33V37H127L128 39H130V37L132 36ZM13 36L11 39L10 37ZM72 36V35H70ZM88 36V35H86ZM120 36V34H119ZM137 37V35H134ZM143 36V35H142ZM58 37V36H57ZM76 37V36H75ZM97 37V35L95 36ZM104 37V36H103ZM122 37V36H121ZM146 37V36H145ZM149 37V36H148ZM54 38V37H53ZM78 38V37H77ZM86 38V37H85ZM117 38V37H116ZM115 38V39H116ZM119 38V37H118ZM135 38V37H134ZM133 38V39H134ZM138 38H141L138 36ZM50 39V40H51ZM123 39V38H121ZM143 39V38H142ZM54 40V39H53ZM71 40V39H70ZM85 40V39H84ZM127 40V39H126ZM136 40V39H134ZM146 40V39H144ZM143 40V41H144ZM207 40V39H206ZM2 42H4L3 40H1ZM80 41V40H79ZM93 41V40H92ZM130 41H132L130 39ZM129 41V42H130ZM140 43L142 40H139ZM139 41H136V42H139ZM150 41V40H149ZM152 41V40H151ZM2 42H0V46L3 45L1 44ZM55 42V43H54ZM121 42V41H119ZM128 42V40L126 41ZM135 42V41H133ZM135 42V43H136ZM158 42V41H157ZM160 42V41H159ZM158 42V43H159ZM170 42V41H169ZM10 44L11 45V48L9 47H5L6 45ZM117 43V42H116ZM123 43V42H122ZM131 43V42H130ZM138 43V44H140ZM213 43V42H212ZM15 44V45H16ZM21 44V46H20ZM62 44V43H61ZM127 44V43H126ZM134 44V43H132ZM145 44V42L143 43L142 42V45ZM209 44V43H208ZM9 45V46H10ZM130 44H128L129 46ZM220 45V44H219ZM110 46V45H109ZM117 46V45H116ZM122 46V45H120ZM126 46V45H125ZM145 46V45H144ZM112 47V45H111ZM119 47V46H118ZM127 47V46H126ZM195 47V46H194ZM204 47H207L204 46ZM84 48V47H83ZM102 48V47H101ZM110 48V47H109ZM116 48V47H115ZM209 48V47H208ZM111 49V48H110ZM114 49V48H113ZM128 50V47L126 48ZM198 49V48H196ZM112 50V49H111ZM127 50H124L126 51L127 53H129ZM130 50V49H129ZM113 51V50H112ZM114 51H117V48L116 50ZM121 51V50H120ZM198 52V51H197ZM113 53V52H112ZM118 53V52H117ZM111 54V53H110ZM115 54V53H114ZM219 57H220V54L218 53ZM223 55V56H224ZM103 56L102 59H100L99 61L102 63L100 65H97V66H101L103 67V69H97L93 67V65H90V66H86V65H82V68L83 70H81L82 72L79 73V70L76 72H78L77 74H75L73 77L74 78H78V79H82V82H84V85L86 87V91L88 90V92H98L95 90V88H99L100 86H108L110 85L109 82H112V83H115L116 81L118 82V77H115L113 78L112 76H110L108 74V62H111L112 59L108 58V57H104L105 55H101V57ZM112 56V55H111ZM128 56V55H127ZM222 56V55H221ZM250 56H253L252 57H249ZM2 57V56H1ZM0 57V58H1ZM6 57V58H7ZM64 59H63V58ZM224 57V58H225ZM245 57L249 58L248 60L245 59ZM255 57V58H254ZM258 57H260L261 59H259ZM3 58V57H2ZM63 60H62V59ZM222 58V57H221ZM253 61H251L252 59ZM263 58V60H262ZM115 59V57H114ZM246 60L245 62L242 61V60ZM0 60H3V59H0ZM4 61V60H3ZM6 61V60H5ZM5 61L4 63L2 64H5ZM9 61V60H7ZM239 61V62H238ZM252 62V63H249L248 62ZM2 62V61H1ZM0 62V63H1ZM9 62V64H10ZM236 62H238L239 64H237ZM260 62V61H259ZM87 63V62H86ZM8 64V63H6ZM91 64V63H90ZM96 64V63H95ZM175 64V62H174ZM253 64V65H252ZM254 64H256V66H254ZM260 64V63H258ZM264 64V63H263ZM111 65V64H110ZM114 65V64H113ZM240 67H239V66ZM1 66V65H0ZM66 66V65H65ZM164 66H167L169 67V69H171L170 66L168 65H164ZM253 66V67H251ZM264 66V65H262ZM7 67V66H5ZM5 67H0V69L2 68H5ZM23 67V68H22ZM108 67V69L106 68ZM179 67V66H177ZM8 68V67H7ZM6 68V69H7ZM11 69L12 71H14V69ZM106 68V69H104ZM115 68V67H113ZM257 68H260V67H257ZM160 69V68H158ZM177 69V68H175ZM180 69H177V71L175 73L178 72V70ZM262 68H260L261 70ZM8 70V69H7ZM10 70V69H9ZM60 70V69H59ZM110 70V69H109ZM113 70V69H112ZM165 70V69H164ZM263 70V69H262ZM4 71V70H2ZM49 71V77L52 75L50 74ZM111 71V70H110ZM184 71V72H183ZM186 71V73H187ZM199 71H202L204 72L201 76H198L197 75V72ZM4 72H7V71H4ZM2 72V73H4ZM11 72V71H10ZM68 72V71H67ZM75 72V73H76ZM114 72V71H113ZM171 72H174L171 70ZM178 72V73H179ZM2 73H1V76H2ZM9 73V72H8ZM48 73V72H47ZM53 73V72H51ZM56 74L58 72H55ZM54 73V76L56 75ZM60 73V72H59ZM58 73V74H59ZM63 73V72H62ZM65 73V71H64ZM174 73V75H176ZM177 73V74H178ZM200 73V72H199ZM5 74V73H4ZM27 74H30V73H27ZM34 74V73H33ZM57 74V76H58ZM113 74V73H112ZM115 74V73H114ZM117 74V73H116ZM119 74V73H118ZM167 74V73H165ZM8 75V74H7ZM14 75V74H13ZM1 76H0V79H1ZM4 76V75H3ZM2 76V77H3ZM12 76V75H11ZM28 76V75H27ZM30 76V75H29ZM28 76V77H29ZM35 76V75H34ZM48 76V75H47ZM46 76V77H47ZM62 76V75H61ZM65 76V75H64ZM116 76V75H115ZM123 76V75H122ZM183 76V75H182ZM8 77V76H6ZM5 77V78H6ZM67 77V76H66ZM112 77V78H111ZM3 77V79H5ZM10 78V77H9ZM34 78V77H33ZM58 78V77H57ZM62 78H65V77H62ZM69 78V77H68ZM72 78V76H71ZM170 77L167 78V81ZM176 78V77H175ZM8 79V78H7ZM13 79V77L11 78V80ZM41 79V78H39ZM45 79V78H44ZM42 79V80H44ZM51 79V78H50ZM55 79V77H54ZM70 79V78H69ZM121 79V78H120ZM166 79V77H165ZM173 79V78H172ZM10 80V79H9ZM8 80V81H9ZM46 80V79H45ZM48 80V79H47ZM57 80V79H55ZM112 80V81H110ZM144 80V79H143ZM163 80V79H162ZM38 81V80H37ZM54 81V80H53ZM72 81V80H71ZM74 81V80H73ZM72 81V82H73ZM161 81V80H160ZM166 81V80H164ZM166 81V82H167ZM41 82V80L38 81V83ZM47 82V81H46ZM50 82V80H49ZM3 82H1L2 84ZM8 83V82H7ZM37 83V84H38ZM48 83V82H47ZM68 83V82H67ZM161 83V82H159ZM4 86H5V83H3ZM11 84V83H10ZM15 84V83H14ZM26 84V83H25ZM25 84H24V87H25ZM35 83V85H37ZM41 84H45V83H42ZM40 84V85H41ZM60 84V83H59ZM78 84V83H77ZM13 85V84H11ZM16 85V84H15ZM14 85V89H15V86ZM19 85V84H17ZM50 85V84H49ZM6 86L8 87V85L6 84ZM26 86L30 87V85L26 84ZM43 86V85H41ZM40 86V87H41ZM53 86V85H52ZM56 86V85H55ZM53 86V87H55ZM103 86L101 88H103ZM113 85L111 84V87ZM1 87V86H0ZM12 87V86H11ZM22 87L21 85H19V87L17 88L19 91L20 89L24 88ZM38 87V86H37ZM10 88V87H9ZM12 88V89H13ZM57 88V87H55ZM29 88L26 87V91L27 92ZM40 88H36L35 90H30L32 92H34V94L37 93V90H39ZM45 91H46V88H44ZM105 89V87H104ZM108 89V88H107ZM49 90V89H48ZM98 90V89H97ZM103 90V89H101ZM106 90V89H105ZM1 91V89H0ZM9 91V90H8ZM12 91V90H11ZM36 91V92H35ZM40 91V90H39ZM100 91V90H99ZM104 91V90H103ZM6 92V91H5ZM4 92V93H5ZM21 92V91H20ZM24 92V93H25ZM41 92V91H40ZM102 92V91H100ZM106 92H108L106 90ZM105 92V93H106ZM112 92V91H111ZM3 93V94H4ZM7 93V92H6ZM11 93V92H10ZM31 93V92H30ZM47 93V92H46ZM55 93V92H54ZM74 93V92H73ZM72 93V94H73ZM85 93V92H84ZM179 93V94H178ZM2 94V95H3ZM21 94V93H20ZM23 94V93H22ZM33 94V95H34ZM52 94V93H51ZM90 94V93H88ZM93 95L95 93H92ZM104 94V93H103ZM258 94V95H257ZM27 95V94H26ZM29 95V94H28ZM38 96L39 93H37ZM36 95V97L38 98V96ZM43 95V94H42ZM46 95V94H45ZM44 96H40V97H45ZM55 95V94H54ZM75 95V94H74ZM73 95V96H74ZM78 95V94H76ZM144 95V94H143ZM232 95V94H231ZM255 96L256 100L254 99V101H252V96ZM20 96V95H19ZM49 96V95H48ZM47 96V97H48ZM53 95H50V97H52ZM88 96V95H87ZM86 96V98H87ZM106 96V95H104ZM103 96V97H104ZM1 97V95H0ZM4 97V96H3ZM21 97V96H20ZM31 97H34V96H31ZM63 98V96H61ZM91 97V96H89ZM88 97V98H89ZM96 98H98V96L95 95ZM251 97V98H250ZM23 98V97H22ZM29 98V97H28ZM35 98V97H34ZM56 98V96H55ZM66 98V97H65ZM80 98V97H79ZM105 98V97H104ZM1 99V98H0ZM26 99V97H25ZM33 99V98H32ZM52 99H54V97H52ZM51 99V100H52ZM58 99V98H57ZM60 99V97H59ZM70 99V98H69ZM68 99V101H69ZM78 99V98H76ZM85 99V98H84ZM95 99V98H94ZM248 99V101H247ZM250 99V100H249ZM5 100V99H4ZM19 100V99H18ZM17 100V102H18ZM34 100V99H33ZM32 100V101H33ZM37 99L35 98V101ZM48 101V99H46ZM45 100V101H46ZM51 100H49L51 103ZM55 100V99H54ZM54 100L52 101V103L54 102ZM92 101V99H90ZM101 100V99H100ZM99 100V101H100ZM107 100V99H106ZM213 100H215L213 98ZM218 100V99H217ZM21 101V100H20ZM33 101V102H35ZM41 101V99H40ZM44 101V100H42ZM46 101V102H47ZM57 101V100H56ZM55 103L57 104V102H59V100ZM62 101V100H60ZM66 102V100H64ZM72 101V99H71ZM88 101V100H87ZM96 101H98V99H96ZM193 101H196V100H193ZM216 101V100H215ZM5 102V101H4ZM16 102V103H17ZM26 102V101H25ZM29 102V101H28ZM39 102V100H38ZM36 102L34 105L35 108L38 109V107L40 105H38ZM70 102V101H69ZM95 102V101H94ZM104 102V101H103ZM102 102V103H103ZM247 102V103H246ZM249 102V103H248ZM258 102H260V105H257L259 104ZM1 103V101H0ZM6 103V102H5ZM8 103V102H7ZM15 103V101L13 102ZM20 103V102H18ZM14 104V105H17L19 106V104ZM22 103V102H21ZM30 103V102H29ZM28 103V104H29ZM40 103V102H39ZM42 103V102H41ZM40 103V104H41ZM45 103V102H44ZM60 103V102H59ZM76 103V102H75ZM89 103V101L87 102ZM112 103V102H111ZM1 104H4V103H1ZM1 104H0V108L2 110V108L6 109L5 107H7V104L5 105H2L3 107H1ZM24 104V103H23ZM27 104V105H28ZM46 104V103H45ZM44 104V105H45ZM74 104V103H73ZM100 104V103H99ZM105 104V103H104ZM247 104V105H245ZM8 105H10L8 103ZM33 105V103H32ZM47 105V104H46ZM49 105V104H48ZM47 105V106H48ZM52 105V104H51ZM60 105V104H59ZM58 105V106H59ZM67 105V104H66ZM87 105V104H86ZM98 105V104H97ZM181 105V107L179 108V106ZM5 106V107H4ZM22 106V105H21ZM46 106V107H47ZM53 106V105H52ZM68 106V105H67ZM77 106H78V103H77ZM80 106V105H79ZM89 106H91V104H89ZM88 106V107H89ZM100 106V105H99ZM103 106V105H102ZM11 107V106H10ZM15 107V106H14ZM25 109H26V106H24ZM28 107V106H27ZM34 107L32 106L33 110H34ZM45 107V108H46ZM50 107V106H49ZM93 107V106H91ZM95 107H96V102H95ZM184 107V106H183ZM13 108V107H12ZM22 108V107H21ZM41 108V107H40ZM43 108V106H42ZM51 108V107H50ZM66 108V107H65ZM76 108V107H75ZM79 108V107H78ZM86 108V107H85ZM84 108V109H85ZM94 108V107H93ZM105 108V107H104ZM24 109V108H22ZM20 110V114L21 112H23V110ZM31 109V107H30ZM49 109V108H48ZM53 109V108H52ZM51 109V110H52ZM77 109V108H76ZM98 110V108H96ZM10 110V108H9ZM43 110V109H42ZM51 110H48L50 112H52ZM75 110V109H74ZM88 110V109H87ZM95 110V109H94ZM104 110V109H103ZM213 110V111H212ZM7 111V109H6ZM12 111V110H10ZM39 111V109H38ZM47 111V112H48ZM56 111V110H55ZM79 111V110H78ZM85 111V110H84ZM91 111V110H90ZM89 111V112H90ZM3 112V110L1 111ZM5 112V111H4ZM29 112V111H28ZM87 112V113H89ZM99 112V111H98ZM104 112V111H102ZM162 112V111H161ZM6 113V112H5ZM10 113V112H9ZM13 113V112H12ZM17 113V112H16ZM15 113V114H16ZM27 113V112H26ZM33 113V112H32ZM80 113V112H79ZM83 113V111H82ZM81 113V115H82ZM91 113V112H90ZM180 113V112H179ZM14 114V115H15ZM29 114V113H28ZM41 114V113H40ZM45 114V112H44ZM48 114V113H46ZM78 114V113H77ZM86 114V112H85ZM92 114V113H91ZM90 116H93L91 115ZM100 114V112H99ZM103 114V113H102ZM165 114V113H164ZM16 118H18V115L19 114H16ZM24 115V113H23ZM22 115V117H23ZM43 115V114H42ZM51 115V114H50ZM80 115V114H79ZM12 116V115H11ZM21 116V115H19ZM29 117V115H27ZM34 116V115H33ZM53 116V115H52ZM77 116V115H76ZM95 116V115H94ZM94 116L92 118H94ZM103 116V115H102ZM162 116V115H161ZM3 117V116H2ZM1 117V118H2ZM27 117V118H28ZM32 117V116H31ZM30 117V118H31ZM81 117V116H80ZM97 117V116H96ZM8 117H5V120L7 119ZM14 118V117H13ZM15 118V119H16ZM29 118V120H30ZM35 118V117H34ZM47 118V116H46ZM50 118V117H49ZM83 118V117H82ZM87 118V117H86ZM91 118V117H90ZM4 119V118H3ZM14 119V120H15ZM23 119H26V118H21V121ZM33 119V118H32ZM32 119L30 121H32ZM37 119V118H36ZM48 119V118H47ZM46 119V120H47ZM78 119V118H77ZM95 119V118H94ZM98 119V118H97ZM96 119V120H97ZM170 119V118H168ZM175 119V118H174ZM256 119V120H254ZM18 120V119H17ZM17 120H15V122L13 121V119L11 120V122H14V124L17 122ZM35 120V119H33ZM41 119H37V121H40ZM58 120V119H57ZM85 120V119H84ZM92 120V119H91ZM99 120V119H98ZM4 121V120H3ZM2 121L3 124H5L4 122ZM20 119L18 120V130L19 133L18 134H22L23 137L25 138V135L26 137L29 136V140L31 141H27L26 139L24 138H20L22 137V135H18V138H14L11 136V132H8L6 133V135H1L2 134V131L0 132V166L1 167H4V168H9L11 169V171H15L13 173H17V172H29V170L31 169H36L37 170H34L32 171V174L33 172L36 173V171H38L39 169V172H41V170L43 171H47L48 170V166L46 168V170L44 169L43 170V167L45 168V164L42 163V159L43 161L45 160V157H42L44 154L41 153V154H38V151L37 149L35 148V146L37 147V145L39 146L38 148H42L40 145L41 144H37L35 145L36 143H34L33 145V142L37 139L34 140V138H40L41 140L44 138L43 135H36L34 137V133H35V130L28 127L30 124H27V126L25 125L26 123L23 124V122H19ZM28 121V120H27ZM26 121V122H27ZM28 122V123H32V122ZM35 120V124H31L33 126V128H36V123L38 124ZM77 121V120H76ZM81 121V120H79ZM173 121V120H172ZM7 122V121H6ZM10 122V123H11ZM42 122V121H41ZM40 122V123H41ZM44 122V121H43ZM82 122V121H81ZM1 123V124H2ZM8 123V122H7ZM22 123V124H21ZM39 123V124H40ZM56 123V122H55ZM12 124V125H14ZM14 125V127L17 128V125ZM38 124V125H39ZM43 125V123H41ZM179 124V123H178ZM250 124V131L248 132L247 134V138H245V126H248ZM30 125V126H31ZM52 125V124H51ZM78 125V123H77ZM96 125V124H95ZM176 125V124H175ZM36 126V127H35ZM53 126V125H52ZM97 126V125H96ZM103 126V124H102ZM173 126V125H171ZM206 126L205 128H207V130H200L199 128L200 127H204ZM4 127V126H3ZM2 127V128H3ZM11 127V126H10ZM40 127V126H39ZM44 127V126H43ZM174 127V126H173ZM172 127V128H173ZM5 128V127H4ZM7 128H8V124H7ZM14 129L16 133L18 130L17 129ZM38 128V127H37ZM106 128V127H105ZM171 128V127H170ZM174 128H177V127H174ZM173 128V129H174ZM248 128V127H247ZM1 129V127H0ZM6 129V128H5ZM4 129V134H5V131H7V129L5 130ZM9 129V128H8ZM12 129V128H11ZM10 129V131H11ZM41 129V128H39ZM188 129V130H187ZM31 130L34 131L33 135L31 134ZM56 130V129H55ZM65 130V129H64ZM172 131V129H170ZM192 130V132L188 133V134H185L186 131H190ZM32 131V132H33ZM106 131V130H105ZM177 131V130H175ZM173 131V133L175 132ZM13 132V130H12ZM38 132V131H37ZM42 132V130H41ZM44 132V131H43ZM46 132V131H45ZM49 132V131H48ZM46 132V134L48 133ZM193 132H196V133H193ZM40 132H38L39 134ZM58 133L59 130H58ZM69 133V132H67ZM247 133V132H246ZM8 134V135H7ZM40 134H43V133H40ZM172 134V133H171ZM10 135V136H9ZM16 135V134H15ZM180 134H178L179 136ZM14 136V134H13ZM20 136V137H19ZM39 136H42L43 138L39 137ZM48 136V135H46ZM182 136V135H181ZM17 137V136H16ZM50 137V136H49ZM177 137V136H176ZM47 138V137H46ZM227 138H233V143L231 141H228ZM28 139V138H27ZM39 139V140H40ZM56 139V138H54ZM239 139V140H238ZM34 140V141H33ZM39 140L37 143H39ZM44 140V139H43ZM58 140V139H56ZM33 141V142H32ZM29 142H32V144H29ZM59 142V141H58ZM61 142V141H60ZM42 143V141H41ZM43 144V143H42ZM49 144V143H48ZM56 144V143H55ZM96 144V143H95ZM34 147H33V146ZM44 145V144H43ZM54 145V144H53ZM49 146V145H48ZM86 146V145H85ZM96 146V145H94ZM92 147L95 148V147ZM50 147V146H49ZM90 147V146H89ZM44 148V147H43ZM59 148V147H58ZM100 148V147H99ZM104 148V147H103ZM221 148V149H222ZM46 149V148H45ZM44 149V150H45ZM54 149V147H53ZM63 149V148H62ZM77 149V148H76ZM81 148H78V150L80 151ZM96 149V148H95ZM94 149V150H95ZM102 149V148H101ZM196 149V148H195ZM41 151V149H39ZM65 150V149H64ZM90 150V149H89ZM103 150V149H102ZM39 151V152H40ZM48 151V150H47ZM60 151V150H59ZM115 151V150H114ZM42 152V151H41ZM44 152V151H43ZM99 152V151H98ZM116 152V151H115ZM57 153V152H56ZM71 153V152H70ZM76 153V152H75ZM112 153V152H111ZM117 154H119V152H116ZM43 154V155H42ZM48 154V153H47ZM59 154V153H57ZM67 154V153H66ZM116 154V155H117ZM121 154V153H120ZM158 154V152H157ZM42 158H38V156H40ZM115 155V156H116ZM57 156V155H56ZM55 156V157H56ZM67 156V155H66ZM65 156V158H66ZM69 156V154H68ZM67 156V157H68ZM48 157V156H47ZM63 157V156H62ZM61 157V158H62ZM72 159L69 163V169L71 171H79V170H82V169H88V170H93L94 168H98V169H101L103 166H104V158L102 156V154H97V153H94L93 151H81L76 153V154H73V156H71ZM108 157V156H107ZM112 157V156H111ZM121 157V156H120ZM7 159V160H10V161H18L20 162L21 164H18V163H15L13 162L12 164L11 163H8L6 162L5 160L3 159ZM19 158V159H17ZM52 158V157H51ZM119 158V157H118ZM158 158V157H157ZM50 159V158H48ZM53 159V158H52ZM56 159V158H55ZM58 159V158H57ZM160 159V158H159ZM162 159V158H161ZM39 160L41 161V167L40 166V162ZM64 160V159H62ZM124 160V158H123ZM126 160V159H125ZM167 160V159H166ZM50 161V160H49ZM53 161V160H52ZM58 161V160H57ZM68 161V160H67ZM66 161V162H67ZM37 162L39 164H37ZM55 162V161H54ZM59 162V161H58ZM62 162V161H60ZM64 162V161H63ZM46 164H48L47 162H45ZM50 163L52 164V162L50 161ZM107 163V162H106ZM161 163V161H160ZM231 163V164H230ZM226 169H224L225 172H217L216 174H210V173H206L205 175L202 174L201 172H195L193 170V172H189L187 170H183V171H180L181 168H174L171 169L167 168V170H165L164 168H166V166L168 165H165V163L162 162V164H158L156 166L157 168V171L155 170V175L156 177H159V180H158V183H159V189L157 188V186H155L156 188H154V190H152V192L150 191H146V192H141V191H137V193L134 195L137 196L136 199L133 198L136 203L134 204L135 208L132 206V208L130 210L127 209V212L128 211H132V214L131 215L134 220H137L138 221V224H139V228L137 230V234L142 236V240H141V245L144 246V251H141L142 253L144 252L145 253V250L148 248L149 249V252L150 253H154L155 257H162L165 255H167L164 251L167 250L172 247V249H175V251H179V253L181 254V256L179 257H182L184 256V259H181V258H177L179 259V263L178 264H264L263 260L262 259H259V258H254V259H247V260H241V259H237L235 258V255H237L238 253H235L234 255H232V252L233 250H235L233 248V245L235 243H237V240H240L237 238L236 242L234 241V244H233V239H235L234 237H231V239H229L230 237L229 236H233L232 235V232H231V235H228L227 233L229 232L230 234V231H233L234 232V227L236 225H238L237 227L238 228H243L242 227H239L241 225H239V223H243L242 221H240L239 223H237L235 225V221H237L239 218H240V215L243 214L240 212V210L242 209V205L240 206V208H238V206L241 204V202L243 201H247V205H246V209L244 210H247L245 212V217L242 215L241 218H244V224L246 226L245 229V233L246 235L250 236L252 233L250 232L249 228L251 226V223H253V221L256 222V220H253L254 218L253 217H256L258 218V214L259 213H256L254 214V211L255 212H261V209H262V198L264 200V196L263 197H256L254 196L255 192H256V187H257V184L259 183L260 184V177L257 179L253 174L252 172V169L248 166H238L237 164H235L236 162L232 161L230 162ZM58 163H56L55 167H53L54 169L56 168V171H58V166L57 165ZM63 164V163H62ZM164 164V167H163V171L162 172H159L158 173V170H160L159 167L160 165L162 166ZM38 165V166H37ZM54 165H51V166H54ZM61 165V164H60ZM59 165V167L61 168V166ZM108 164L105 165V167L107 166ZM65 166H67L65 164ZM0 167V168H1ZM39 167V168H38ZM50 167V166H49ZM63 167H64V164H63ZM62 167V168H63ZM40 168H42L40 170ZM154 168V169H156ZM254 168V167H253ZM2 169V168H1ZM52 169V167H51ZM66 169V167L64 168ZM4 170V169H3ZM7 170V169H6ZM50 170V168H49ZM53 170V169H52ZM88 170H86L88 172ZM95 170V169H94ZM97 170V169H96ZM105 170V168H104ZM165 170V171H164ZM9 171V170H8ZM8 171H3L6 175L8 173ZM69 171V170H67ZM7 172V173H6ZM48 172V171H47ZM50 172V171H49ZM54 172V170H53ZM60 172V171H59ZM57 172V173H59ZM70 172V171H69ZM90 172V171H89ZM93 172V171H92ZM98 172V171H97ZM11 173V172H10ZM74 173V172H73ZM95 173V172H94ZM253 173V174H252ZM22 174V173H21ZM30 174V173H29ZM42 174V173H41ZM45 174V173H44ZM47 174V173H46ZM210 174V175H209ZM14 175V174H13ZM31 175V174H30ZM35 175V174H34ZM58 175V174H57ZM71 175V173H70ZM8 176V175H7ZM37 176V175H36ZM93 176V174H92ZM91 176V177H92ZM97 176V175H96ZM75 177V176H74ZM73 177V178H74ZM81 177V176H80ZM87 177V176H86ZM86 177H84L86 179ZM2 177H0L1 179ZM5 178V177H4ZM3 178V179H4ZM30 178V177H29ZM37 178V177H36ZM83 178V177H82ZM88 178V177H87ZM3 179H1L0 181H2ZM8 179V178H7ZM11 179V178H10ZM81 179V178H80ZM88 179H92V178H88ZM87 179V180H88ZM6 179H4V181L2 182H7L5 181ZM9 180V179H8ZM20 180V179H19ZM32 180V179H31ZM43 180V179H42ZM47 180V179H46ZM52 180V179H51ZM58 180V179H57ZM56 180V181H57ZM44 181V180H43ZM89 181V180H88ZM92 181V180H91ZM90 181V183H91ZM99 181V180H98ZM18 182V181H17ZM42 182V181H41ZM40 182V183H41ZM70 182V181H68ZM87 182V181H86ZM96 182V181H95ZM262 182H264V173L262 175ZM32 183H35V182H32ZM37 183V182H36ZM43 183V182H42ZM84 183V182H83ZM98 183V182H96ZM2 184H5V183H1ZM31 184V183H30ZM44 184H45V181H44ZM70 184V183H69ZM73 184V183H71ZM80 184V183H79ZM82 184V183H81ZM80 184V185H81ZM87 184V183H86ZM106 184V183H105ZM0 185V186H1ZM36 185V184H35ZM42 185V184H41ZM74 185V184H73ZM85 185V184H84ZM88 185V184H87ZM96 185V184H95ZM99 185V184H98ZM55 186V185H54ZM66 186V185H65ZM90 186V185H89ZM11 187V186H10ZM52 187V186H51ZM70 187V186H69ZM72 187V186H71ZM79 187V186H77ZM86 187V186H85ZM95 187V186H93ZM153 187V186H152ZM15 188V187H14ZM24 188V187H23ZM30 188V187H29ZM32 188V187H31ZM36 190H37V187H35ZM41 191H36V192H30L28 191L27 192V189H25L24 191H26L23 196L22 194L21 195H10L8 193V190L5 191V190H2L0 191V215L1 213L4 211V208L5 210L9 213V211L6 209V207L9 206L11 207V205H17L18 204H21L23 205V207L21 206V208L18 209L21 210H17L18 213L16 212V208L12 207L10 209V212L14 215V217H11L13 219L18 218V219H15L17 220L16 222H13L11 221V225H12V222L15 224L14 226H16V228H11L9 226H3V223L2 225L0 224V248L2 249H6V250H12L14 249V251L12 252H18V251H21L22 253L24 254H30V255H34V257H39V255L42 253L44 255H49V253H53L56 255H58L57 253L59 252L58 248H60V246L62 245V243H64L65 239H66V232L68 229L66 228H70V225H68V227L65 225V223H63L61 225V222L60 220H67L70 219L68 218V216L65 215V213L63 212V208L65 209L66 207H64L63 205V202H62V198H60V196H54L52 193H53V190H56V189H51L52 192L50 191L49 189V185H48V188H47V185L42 187L41 186ZM43 188H47V189H44ZM66 188V187H65ZM6 189V187H5ZM10 189V188H9ZM40 189V188H39ZM60 189V188H59ZM70 189V188H69ZM71 189H74V188H71ZM80 187V191H82ZM94 189V188H93ZM93 189H88V190H91L92 192V195L90 197H86L85 198H88L87 200H89V204L86 205V208H89V209H85L88 210L85 214H80L81 217H82V223L79 224V220H81L80 218L76 219L78 220L79 222H77V225L81 228V230H78V231H74L72 229H69L72 230V232H78L77 234L80 235V238L81 240H84L83 242H87L89 240H92L94 237V240L97 239V241L99 240L98 238H96V235L100 234L101 230L105 227V225H108L109 223H107L108 221L106 220V217H104L102 214V212L99 214L103 217H97L96 215L92 214L93 213V208L91 209L92 205H94V203L96 204V196L93 195ZM17 190V189H16ZM66 190V189H65ZM84 190H87V188H85ZM95 190V189H94ZM175 190H179V191H175ZM62 191V189H61ZM105 191V190H104ZM108 191V190H107ZM106 191V192H107ZM224 191H240V192H246L247 193V197L245 195V198L247 199H244L243 201H241V199L238 198V195H237V198L236 200L234 199V203L236 204H239L238 206L236 204V206L232 207L231 205H229L230 207L228 208V205H226L227 202L224 201V198L225 197H221L223 194H224ZM10 192V191H9ZM22 192V191H21ZM58 192V191H57ZM60 192V191H59ZM72 191L70 190L69 193H71ZM86 192V191H85ZM83 191V194L86 195ZM89 192V191H88ZM96 192V191H95ZM100 192V191H99ZM99 192L98 193V196H99ZM252 192H254V194H252ZM12 193H15V192H12ZM20 193V192H19ZM18 193V194H19ZM23 193V192H22ZM96 193V194H97ZM227 193V192H226ZM229 193V192H228ZM55 194V192H54ZM63 194V193H62ZM68 194V193H66ZM105 194V192H104ZM103 194V195H104ZM107 194V193H106ZM105 194V196L107 197V195ZM59 195V194H58ZM64 195V194H63ZM70 195V194H68ZM67 195V196H68ZM74 195V193H73ZM111 195V194H110ZM228 195V194H227ZM226 195V197H227ZM230 195V194H229ZM66 196V197H67ZM83 196V195H82ZM103 196V197H105ZM133 196V195H132ZM231 196V195H230ZM234 196V195H233ZM63 197V196H62ZM73 197V196H71ZM84 197V196H83ZM232 197V196H231ZM68 198V197H67ZM83 198V199H85ZM177 198L179 199H182V198H185L187 199V203H184L183 201H179ZM223 198V200H222ZM65 199V198H64ZM184 199V200H185ZM189 199V201H188ZM199 199L200 202L202 203H197L196 200ZM22 200V201H21ZM254 200H256V204L253 203ZM17 201H20L21 203L17 202ZM106 201V200H104ZM224 201V203L222 202ZM241 201V202H240ZM101 202V201H99ZM186 202V201H185ZM191 202V203H190ZM103 203V202H102ZM101 203V204H102ZM233 203V202H232ZM105 204H108V203H105ZM115 206L110 208L111 210V214H108V217L110 215H112V218H114L115 220L119 219V218H122V217H127L126 215H128L130 217V214L129 213H126V209L125 211L122 212L123 209L120 208L119 206V203H114ZM224 204V205H223ZM125 205V204H124ZM225 205L227 206L226 208H228V212L225 210ZM6 206V207H5ZM18 206V205H17ZM20 206V205H19ZM96 206V205H95ZM103 206V205H102ZM108 207V205H106ZM72 207V206H71ZM70 207V208H71ZM106 207V209H107ZM232 207V210L230 209ZM14 208V210H13ZM83 208V207H82ZM100 209V207H98ZM129 208V207H128ZM252 208H256L255 210H252ZM61 209H62V214H61ZM74 209V208H73ZM80 209V208H79ZM78 209V210H79ZM105 209V208H104ZM103 209V211H104ZM187 209V214L188 213H192L193 215H197L194 211H198V210H202V214L204 216H207L209 219L213 218L214 221H213V224H215L214 226H212L211 223H204V225H202V223L198 220H193L191 217L190 218H185V216H183L185 210ZM240 209V210H238ZM258 209V211H257ZM68 210V211H67ZM65 210L67 211V213H69V207L68 209ZM84 210V209H83ZM109 210V209H108ZM5 211V212H6ZM85 211V210H84ZM83 211V212H84ZM96 211V210H95ZM107 211V210H106ZM178 211L180 212V214L182 213V215H178L177 216V213ZM182 211V212H181ZM243 211V210H242ZM4 214L6 215H3V216H8L7 215V212ZM16 212V213H14ZM22 213V215H20V213ZM76 215L80 216L78 214V212L74 211ZM80 212V211H79ZM92 212V213H91ZM66 213V214H67ZM72 213V211H71ZM82 213V212H81ZM96 213V212H95ZM108 213V212H107ZM106 213V214H107ZM241 213V214H240ZM253 213V214H252ZM74 214V213H73ZM104 214V213H103ZM201 213L199 215H202ZM240 214V215H239ZM19 215V217H18ZM68 215V214H67ZM238 215H239V218H238ZM255 215V216H254ZM2 216V215H1ZM24 216V217H23ZM64 216V217H63ZM177 216V217H176ZM191 216V215H189ZM22 219H21V218ZM61 217H63L61 219ZM72 217V216H71ZM181 217V218H179ZM188 217V215H187ZM5 218V217H4ZM238 218V219H237ZM2 219V218H0ZM7 219V218H5ZM8 220V219H7ZM113 220V219H112ZM122 220V219H121ZM124 220V219H123ZM129 220V219H128ZM242 220V219H241ZM253 220V221H252ZM1 221V220H0ZM4 221V220H2ZM70 221V220H69ZM68 221V222H69ZM71 221L72 218H71ZM132 221V220H130ZM115 222V221H114ZM127 222V221H126ZM259 222V220H258ZM256 222V224L258 223ZM1 223V222H0ZM8 222L6 221V224ZM18 223V224H16ZM74 223V222H72ZM118 223V222H117ZM120 223V222H119ZM123 223V222H122ZM132 223V222H131ZM260 223V222H259ZM4 224V225H6ZM67 224V223H66ZM70 224V222H69ZM113 224V223H112ZM255 224V225H256ZM9 225V224H8ZM75 225V227L77 228L78 226ZM111 225V223H110ZM130 225V224H129ZM243 225V224H242ZM260 225V224H259ZM263 225V224H262ZM72 226V225H71ZM109 226V225H108ZM112 226V225H111ZM123 226V225H121ZM138 226V225H137ZM257 226V225H256ZM75 227L73 229H75ZM107 227V226H106ZM105 227V230H107ZM110 227V226H109ZM113 227V226H112ZM120 227V226H119ZM203 227V231H204V235H201L200 238H197L198 235H197V231L199 229H201ZM258 229H259V226H257ZM262 227V226H261ZM108 228V227H107ZM123 228V227H121ZM235 229L236 230H241V229ZM253 228V226H252ZM256 228V227H254ZM253 228V229H254ZM264 228V226L262 227ZM128 229V228H127ZM131 229H132V225H131ZM137 229V228H136ZM111 230V227L110 229ZM123 231V229H121ZM116 231L118 232V236L119 235H122V234H119V232L121 233L122 231ZM129 230V229H128ZM235 230V231H236ZM244 230V228L242 229ZM252 230V229H251ZM257 230V229H255ZM68 231V234H72V233H69ZM80 231V233H79ZM113 231V230H112ZM115 231V230H114ZM125 231V230H124ZM102 232H106V231H102ZM107 232H109L107 230ZM111 232V231H110ZM226 232V233H225ZM238 232V231H236ZM254 232V230H253ZM256 232V231H255ZM103 233V234H104ZM113 232H111L112 234ZM136 233V232H135ZM235 233V232H234ZM233 233V234H234ZM241 233V232H240ZM110 235V233H107ZM132 234V233H131ZM237 234V233H236ZM239 234V233H238ZM73 235V234H72ZM79 235H75V236H79ZM73 236V237H75ZM100 236V235H98ZM97 236V237H98ZM105 236L108 237V235L105 234ZM113 236V235H112ZM112 236L110 239H112ZM115 236V234H114ZM113 236V237H114ZM117 236V237H118ZM120 237V236H119ZM118 237V238H119ZM123 237H125V234L121 236V238L118 239V241L120 239H122ZM128 237V236H127ZM261 237V236H260ZM77 237L73 238L76 240ZM79 238V237H78ZM116 238V237H115ZM130 237H128L129 239ZM140 238V237H139ZM262 238V237H261ZM264 238V237H263ZM109 239V240H110ZM127 239V238H126ZM141 239V238H140ZM245 239V240H244ZM254 239V238H253ZM252 239V240H253ZM71 240V239H70ZM102 240H105V239H102ZM108 240V238H107ZM114 240V239H112ZM124 240V238H123ZM130 240V239H129ZM242 240V241H241ZM240 242L242 244H244L243 242L245 241L246 243V240H248V238H243L241 239ZM244 240V241H243ZM251 240V239H250ZM255 242H256V238L254 239ZM257 240H260V238ZM263 240V239H262ZM72 241V240H71ZM74 241V240H73ZM79 240H77L76 242H78ZM96 241V243H97ZM100 241V240H99ZM111 241V240H110ZM117 241V240H116ZM122 241V240H120ZM119 241V243H120ZM261 241V240H260ZM258 241V242H260ZM264 241V240H263ZM75 242V241H74ZM85 242V243H86ZM91 242V241H90ZM109 242V241H107ZM115 242V241H114ZM124 242V241H123ZM128 242V240L126 241ZM239 242V241H238ZM254 244H257L258 245V242ZM94 243V241H93ZM101 243V242H99ZM103 243V241H102ZM111 243V242H110ZM117 243V244H119ZM248 243V242H247ZM66 244V243H65ZM70 244V243H69ZM74 244V243H73ZM90 244V243H89ZM95 244V243H94ZM92 244V245H94ZM98 244V243H97ZM106 244V242L104 243V245ZM112 244V243H111ZM110 244V245H111ZM239 244V243H238ZM242 244H239L242 245ZM249 244V243H248ZM248 244H244V245H248ZM250 244L252 245V243L250 242ZM248 245V246H251V245ZM80 245V243H79ZM79 245H77L79 247ZM87 245V244H86ZM86 245L83 246V248L86 247ZM114 245V243L112 244ZM129 245V244H128ZM127 245V246H128ZM131 245V244H130ZM129 245V246H130ZM237 248L238 245L235 244ZM234 245V246H235ZM256 245V246H257ZM65 247V245H62ZM68 245H66L65 248H67ZM71 246V244H70ZM74 246V245H73ZM82 246V245H81ZM95 246V245H94ZM101 246V245H100ZM109 246V244H108ZM107 244L106 246H104L105 248L103 249H106V251L110 250L106 247H108ZM118 246V245H117ZM129 246L127 247V249L129 248ZM139 246V245H138ZM253 246V245H252ZM260 246V244H259ZM96 247V246H95ZM99 248V244L97 246ZM103 247V245H102ZM111 247V246H110ZM119 247H120V244H119ZM123 247V246H122ZM126 247V246H125ZM255 247V246H253ZM11 248V249H10ZM64 248V251L66 250ZM72 248V247H71ZM70 248V249H71ZM81 249V247H79ZM88 248V247H87ZM86 248V249H87ZM90 248H91V244H90ZM94 248V247H93ZM109 248V247H108ZM112 248V247H111ZM114 248V247H113ZM233 248V250H232ZM249 248V247H247ZM246 248V249H247ZM252 248V247H251ZM69 249V247H68ZM76 249V248H75ZM79 249V252H82V250ZM101 249V248H100ZM240 249V247L238 248ZM74 250V249H73ZM88 250V249H87ZM94 250V249H92ZM96 252L97 250L99 249H95ZM125 250V248H124ZM171 250V248L169 249ZM241 250V249H240ZM2 251V250H1ZM63 251V250H62ZM62 251L60 252L61 254H64V252L62 253ZM67 251V250H66ZM70 251V250H68ZM126 251V250H125ZM128 251V250H127ZM126 251V252H127ZM136 251V250H135ZM147 251V250H146ZM172 251V250H171ZM11 252V251H10ZM11 252V254H12ZM77 252V253H79ZM92 252V251H90ZM88 251V253H90ZM95 252V251H93ZM110 251H108L109 253ZM140 252V253H141ZM230 252V254H228ZM259 252V251H258ZM59 253V254H60ZM87 253V252H86ZM52 254V255H53ZM67 254V253H66ZM70 254V253H69ZM80 254V253H79ZM128 254V253H127ZM136 254V253H135ZM260 254V253H259ZM258 254V255H259ZM36 255V256H35ZM43 255V256H44ZM51 255V254H50ZM51 255V256H52ZM75 255H76V252H75ZM88 255V254H87ZM108 255H110L111 257V254L109 253ZM149 255V254H148ZM151 255V254H150ZM169 255V254H168ZM167 255V256H168ZM171 255V254H170ZM234 256V258H232V256ZM245 255V254H243ZM261 255V254H260ZM263 255V254H262ZM41 257H43L42 255H40ZM59 256V255H58ZM66 256V255H65ZM64 256V257H65ZM118 256V255H117ZM135 256V255H134ZM138 256L142 257L141 255L138 254ZM137 254H136V257H138ZM33 257V258H34ZM48 257V256H46ZM57 257V256H56ZM61 257V256H60ZM63 257V258H64ZM79 257V256H78ZM84 257V256H83ZM82 257V258H83ZM90 256H88L89 258ZM114 257V256H112ZM119 257V256H118ZM116 257V258H118ZM133 257V256H132ZM131 257V258H132ZM153 257V256H151ZM156 257V259H157ZM172 257V256H171ZM257 257V256H256ZM260 257V256H259ZM264 257V255H263ZM40 258V257H39ZM50 258V257H48ZM54 258V256H53ZM87 257H85L86 259ZM94 258V257H93ZM121 258V257H120ZM118 258V259H120ZM126 258V257H124ZM129 257H127V260H128ZM134 258V257H133ZM158 258V259H159ZM163 258V257H162ZM161 258V259H162ZM47 259V258H45ZM56 259V258H55ZM58 259V258H57ZM66 259V258H65ZM77 260V258H74ZM81 260V258H79ZM114 259V258H113ZM143 259V258H142ZM155 259V260H156ZM165 259V258H164ZM167 259V258H166ZM39 260V259H38ZM91 260V259H90ZM93 260V259H92ZM97 260V259H95ZM122 260V258H121ZM131 260V259H130ZM49 261V260H48ZM54 261V260H53ZM52 261V262H53ZM57 261V260H56ZM55 261V262H56ZM59 261V260H58ZM78 261V260H77ZM74 260V262H70V261H67V260H62L60 259V262H57L58 264H79V262H77ZM83 261V260H82ZM87 261V259H86ZM108 262H110L111 264V261L107 260ZM123 261H126L123 260ZM134 261V260H133ZM143 261V260H142ZM153 261V263H158V261L156 260V262H154V257L153 259L151 260V262ZM34 262V261H33ZM46 262V261H44ZM114 262V261H113ZM117 262V261H116ZM131 262V261H130ZM5 263V262H3ZM30 264L32 263L31 260L29 262ZM48 263V262H47ZM51 263V262H50ZM91 263V262H90ZM95 263V262H94ZM93 263V264H94ZM149 263V262H148ZM147 263V264H148ZM175 264V262H173ZM8 264V262H7ZM11 264V263H10ZM42 264H44L42 262ZM46 264V263H45ZM49 264V263H48ZM80 264H89L88 262L86 263H81ZM97 264H107V262H98ZM109 264V263H108ZM119 264V263H117ZM150 264V263H149ZM163 264V263H162Z\"/></svg>",
    "mask_w": 264,
    "mask_h": 264
},
{
    "label": "crops",
    "instance_id": "3",
    "mask_svg": "<svg viewBox=\"0 0 264 264\" xmlns=\"http://www.w3.org/2000/svg\"><path fill=\"white\" fill-rule=\"evenodd\" d=\"M112 62V61H111ZM110 76H112L113 74H111V73H108Z\"/></svg>",
    "mask_w": 264,
    "mask_h": 264
}]
</instances>
